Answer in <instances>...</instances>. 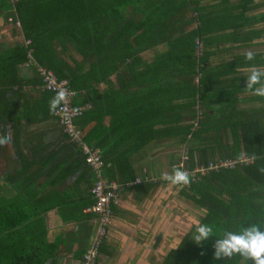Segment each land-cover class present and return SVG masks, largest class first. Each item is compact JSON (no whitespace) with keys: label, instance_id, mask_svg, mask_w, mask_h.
Masks as SVG:
<instances>
[{"label":"trees","instance_id":"1","mask_svg":"<svg viewBox=\"0 0 264 264\" xmlns=\"http://www.w3.org/2000/svg\"><path fill=\"white\" fill-rule=\"evenodd\" d=\"M253 1L0 0L2 19L11 15L10 23L18 22L23 42L28 41L0 51V137H4L6 125L15 135L22 118L35 121L31 111L42 119L51 115L53 93L38 88L36 97L29 99L21 89L24 81L19 67L27 62L30 50L33 61L65 80L75 96L84 94L82 105L94 108L101 98L105 102L106 97L113 101L121 97L118 131L107 132L114 144L103 154L97 152L102 162L99 179L114 182L118 196L122 188H134L145 195L157 187V181L134 183L137 176L131 166V159L152 141L176 137L188 173L211 160H236L240 151L255 153L259 158L253 163L195 174L190 176L189 186L176 187L181 198L203 212L197 220L214 225L217 235L250 224L264 227V174L257 171L264 166V98L244 89L247 76L241 74V70L258 67L259 54L249 62L244 54L233 53L264 37V11L255 13ZM228 53L229 61L213 65L214 57ZM111 77L116 79L117 90L110 86ZM98 82L105 83V96L88 91ZM29 84L38 87L39 79ZM220 88L222 92H218ZM217 98L225 99L218 103ZM82 121L73 122L81 143L91 150L104 147L105 134L85 133ZM60 130L64 147L79 162L77 168L83 166L92 178L91 188L98 180L94 171L84 162L79 146L70 143ZM3 150L0 146V153ZM20 154H14L16 167L3 164L0 178V264H59L66 217L62 215L56 230H49L46 214L54 208L51 192L43 182H36L35 157ZM68 158L62 155L60 160ZM60 167V175L69 173L66 162ZM92 203L89 193L84 205L70 207L69 216L79 218ZM90 215L96 227V216ZM194 230L195 224L164 254L161 264H240L239 256L213 260L216 238L197 245L192 241ZM88 246L89 242L79 262Z\"/></svg>","mask_w":264,"mask_h":264},{"label":"crops","instance_id":"2","mask_svg":"<svg viewBox=\"0 0 264 264\" xmlns=\"http://www.w3.org/2000/svg\"><path fill=\"white\" fill-rule=\"evenodd\" d=\"M253 5L256 6L255 13L264 11V0H254ZM8 19L12 22L11 15L4 21L0 14V51L9 50L14 45L23 42L19 28L10 23ZM259 44L262 45L258 46ZM248 50L253 51L255 57L259 54L258 67L264 68V37L261 40L259 39L257 44H251L243 49H236L233 53L244 54ZM230 58L231 54L229 53L218 54L212 62L214 66L223 65ZM249 69L241 70L244 71L241 74L245 73L247 76ZM19 74L24 81L23 86L21 84V89L26 91L29 99H34L36 97L34 91L38 87L35 86V88L29 83L38 81L36 75L27 66V63L19 67ZM110 80V86L117 90L116 79L111 77ZM104 85L105 83L103 82L93 83V86L88 91L99 95V97L103 96L104 92L106 93V86ZM226 86L229 87L230 85ZM218 92H222V88ZM239 95H244V93ZM111 98L106 97L104 99L105 102L102 98L99 99V101L95 102L96 106L94 108L90 107L89 104L82 105V101L84 100L83 93L72 97L70 101L74 107L82 108V113L77 119H83V131L85 133L91 130L93 135L105 134L104 137L107 139L106 145L95 150L97 152L100 150L102 154L113 143L109 135L107 136V132L118 131L115 130L118 128V115L123 113L121 97L119 96L114 101ZM223 99L225 98H217L218 103L222 102ZM88 110L90 113H88ZM30 117L34 118L35 121L27 122L25 118L19 121L18 134L16 132L14 135L9 125L5 126L4 136H7L9 139L3 145V152L0 153V178L4 173L3 164L5 165L8 162L10 166L16 167L17 158L14 156L15 152L21 153L20 155L26 158L35 157V174L39 177L36 178V182H43L49 188L48 191L51 192V205L54 207L47 211V227L49 230H56L55 228L60 225L58 221H60L62 215L67 220L65 224H62V226H66V233L63 247L59 249V264H79L81 254L87 246L95 227V220L92 215L84 213H81L79 218H75L74 220L69 216L68 212L70 211V207L78 208L88 201L92 178L86 175L83 170L84 168H81L83 166L77 168L79 162L75 160L76 157L68 148L64 147L66 142L62 139L61 128L52 114L42 119L41 114L37 113L36 115L35 112L31 111ZM136 120L137 117H135L134 121ZM132 126L133 124L131 125V129L133 130ZM120 128L122 129L123 125ZM135 129H137V122H135ZM156 146L160 147L161 151L164 150V146H168L170 153L177 155L178 153L179 155L183 153V149L176 137L149 142L139 155L137 154L131 159V166L137 178H143L144 174H147L149 177L159 178L153 174V167L155 170H165L170 173L173 164V161L169 159L171 156L165 154L159 157V155H156ZM31 149L34 151L33 153H31ZM161 153L159 152V154ZM51 155L56 156L48 157ZM62 155L64 157L69 156L70 158L67 161L65 159L61 161ZM166 155L168 156L167 158ZM58 161L60 164L61 162H66L69 165V173H65L63 176L60 175L63 168L60 167V164H57ZM40 165L41 168L38 167ZM39 168L43 170V173ZM156 181L157 187L149 194L146 193L144 195L143 191L137 192L134 188H122L120 190L117 202L112 206V216L109 219L103 239V248L97 258L96 264H161L164 254L170 248L175 247L187 232L185 231L182 235H178L174 245H171L172 241H166V234H162V237L157 238V231L161 229L159 226L163 223V216L161 215H169V213L171 215V207L169 209L165 207L168 205V201L167 203L160 201L161 197H163L160 189L161 187H165L167 183L162 179H157ZM134 185L136 184H130V186ZM176 200L180 202L179 210L182 212L181 209L186 208L187 200L181 198L178 191ZM173 213L178 215L176 208H174Z\"/></svg>","mask_w":264,"mask_h":264},{"label":"built area","instance_id":"3","mask_svg":"<svg viewBox=\"0 0 264 264\" xmlns=\"http://www.w3.org/2000/svg\"><path fill=\"white\" fill-rule=\"evenodd\" d=\"M10 22L11 20L8 19ZM14 26L19 28L18 22H14ZM25 45L28 44V41L24 42ZM198 45L197 47H199ZM27 66L32 67L39 79V90L47 91L56 94L55 89L57 86L67 87V82L65 80H59L56 78L54 73L44 67L37 65L30 56V50L27 55ZM69 90V89H68ZM69 92H71L69 90ZM71 98L69 96V101L66 105L62 106L61 109H58L55 117L59 126L62 129V132L67 137L70 143H74L79 146L81 153L85 156L84 162L86 165L94 171L98 180H96L91 188L89 189V193L93 198V203L82 210L84 214H94L97 219L96 227L94 232L92 233L89 246L82 256L79 264H95L98 258V247L101 239L104 237L106 233V228L109 223V219L111 217V205H115L118 199V187L114 182H106L104 179L101 180L99 170L102 167V162L99 158L97 151L91 150L87 148L80 141V133L75 124L73 123L82 113L81 107H73L71 105ZM73 109H79V112H73ZM186 160V156L184 154L181 155L179 162L171 166V170L176 167H181L183 169V162ZM243 161L238 162L236 160L231 159H217L208 161L205 165L194 166L191 172L189 173L191 177L195 174L204 175L209 171H217L221 168H232L235 164H241ZM184 170V169H183ZM171 173V172H170ZM161 178L144 176L142 179L136 178L134 183H138L139 181L149 182L156 181Z\"/></svg>","mask_w":264,"mask_h":264},{"label":"clouds","instance_id":"4","mask_svg":"<svg viewBox=\"0 0 264 264\" xmlns=\"http://www.w3.org/2000/svg\"><path fill=\"white\" fill-rule=\"evenodd\" d=\"M246 61H253L255 53L248 50L244 53ZM246 87L251 95L264 98V68L252 66L246 77ZM56 94L49 100V113L54 115L58 109L66 105L69 96H75V92H69L65 87L57 86ZM78 113L79 109H73ZM8 137H0V146L8 142ZM259 157L255 154H249L240 151L236 157L237 161L247 163L255 162ZM257 171L264 174V166L259 167ZM161 179L170 186H189L191 183L190 174L181 167L174 168L171 173L165 172L161 175ZM195 230L192 241L200 245L202 242L215 237L213 244V260L225 261L231 260L239 256L240 264H264V227L259 224H250L242 227L236 232L223 230L220 235L214 231L215 226L207 223H201L199 220L194 221Z\"/></svg>","mask_w":264,"mask_h":264},{"label":"rangeland","instance_id":"5","mask_svg":"<svg viewBox=\"0 0 264 264\" xmlns=\"http://www.w3.org/2000/svg\"><path fill=\"white\" fill-rule=\"evenodd\" d=\"M262 44H259L258 46ZM168 149H169L168 146H164V150L161 151L160 147L156 146V153H157L156 155H159V157H162L161 155L164 156L165 154H167L168 156H171L169 159L173 161L172 165H174L177 162H179L180 156L183 153H180V155L178 153L177 155L174 153H170ZM159 152H162V153L159 154ZM167 155H166V158L168 157ZM165 172L167 171L158 170V169L155 170L153 167V174L157 175V177L159 178H161V175ZM177 191H178V188L176 186H170L169 184H166L165 187H161L160 189L161 194L163 193V197H161L160 201H162L163 203H167V201L169 202L168 205L165 207L167 209L171 207V215L170 213L169 215L168 214L161 215L163 216V221H162L163 223L159 226V228L161 229L157 231L158 233L157 238L162 237V234H166V241H172L171 245H174L176 243L178 235H182L185 231H189L191 226H193L194 221H196L198 217L201 216L203 213L199 209L195 208L193 204L189 201H187L186 208L185 209L182 208L181 209L182 212H180L179 210L180 202L176 200ZM174 208L177 209L178 215H175L174 214L175 212L173 213ZM169 225H170V228H169Z\"/></svg>","mask_w":264,"mask_h":264}]
</instances>
